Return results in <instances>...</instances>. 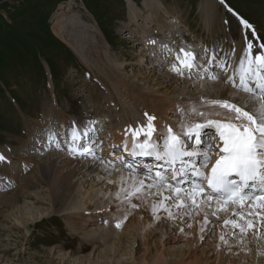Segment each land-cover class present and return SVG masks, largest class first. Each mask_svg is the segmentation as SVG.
<instances>
[{
	"label": "rangeland",
	"instance_id": "1",
	"mask_svg": "<svg viewBox=\"0 0 264 264\" xmlns=\"http://www.w3.org/2000/svg\"><path fill=\"white\" fill-rule=\"evenodd\" d=\"M137 1V4L133 3L132 7L131 4H128L129 8L127 4H124V8L121 9L118 7L119 0H0V23L4 28L7 27L1 34L8 39L5 40L6 43L0 42L2 44L0 49L10 60L18 58L17 51L12 48L18 49L21 40L25 42L26 51L33 54L35 48L33 46L47 37L45 36L46 29L53 32V26L58 16L60 17V25L66 28L75 26L79 28L76 33L73 32V35L69 32L65 33L66 39L77 50L79 57L73 53L69 44L63 41L65 43L63 44L73 53L75 64L68 68L65 74H57L58 84L56 87L50 83L46 93L44 89L41 90L40 94L35 90L34 94L24 96L22 99H20L22 93L17 95L20 106H27L24 114L18 109L20 107L18 102L12 104L14 108L7 107L0 95V124L3 126L0 128V151L3 153L8 147L10 151L15 152L13 155L14 162L10 166L11 172L14 170L13 173H16L20 163V160L16 159L23 157L20 150L25 148V144L31 133L35 131V127L39 131L43 127L42 121H45L43 114L46 111L56 110V105L62 108L66 115H78L79 117L81 110L86 114L89 112V117L103 113L106 116L108 114L111 116L112 112L114 116L119 115L115 118L117 124L127 120L125 125L129 124L135 128L137 125L134 124L135 121L133 120L143 122L141 114L139 115L140 109L146 110L147 106L152 107L153 100H155L154 106H156L161 98L169 96L170 91H172L170 97L175 104L179 103L184 106H187L189 101L181 103L182 97L203 95L214 98L224 96L227 93L224 90V93L220 94L216 90V87L223 86L222 83L205 81L192 87L191 85L194 83L192 81L183 82L173 79L171 76L166 78V73L163 70L157 66L151 68L154 64H159L156 63V59H154L155 62L148 61L150 58H146L143 53L142 46H140L141 40L131 37L133 35L143 37L145 34L148 36L153 33L154 36L157 35V39L165 41L166 32L171 30L179 35L183 33L189 36L195 35V38H199V40L205 36L208 47L218 45L225 48V42L223 39L217 38L216 30L221 28L223 37L227 35L235 41L240 35V28L234 23L235 21L225 11L224 7L220 4H214L211 6V10H204L201 5H205L210 0ZM228 1L244 11L245 16L256 22L264 33V0ZM240 1H243L242 5L239 4ZM69 3L71 10L67 12ZM129 15H131L132 21ZM210 15L213 18L209 17ZM173 18H176L174 24L172 23L175 21ZM225 18L226 21H224ZM213 22L216 24V28ZM163 26L165 27L163 28ZM155 28H163L160 31L162 35L157 34ZM81 30L84 36H82ZM88 30L92 33L86 37ZM75 36H79V38ZM80 36L82 37L80 38ZM217 39L219 40L216 41ZM181 43L183 41L180 37L175 39V45H182ZM141 58L144 59L143 63L138 62ZM55 67L58 71V65ZM2 70L0 69V71ZM149 71L152 72L149 73ZM4 80L5 83L9 84L10 91L16 90L13 84L14 78H5ZM163 80L167 83L161 86L156 85L162 83ZM206 83L208 87L205 90L202 86ZM37 90L39 89L37 88ZM152 97L153 99H149ZM145 101H148V104ZM116 107L117 110L114 113L113 110ZM130 109H134V111ZM149 109H147L148 112H150ZM153 112L155 111L153 110ZM52 113H56L60 117V121L66 120L61 110ZM169 115L170 113L167 115L168 122L175 120L176 117L172 115L173 117L170 119L171 115ZM74 120L79 122L78 119ZM70 121L67 119V125ZM113 123L111 121L109 124L112 125ZM107 126L108 122L95 128H106ZM49 130L52 131L47 126L46 131ZM109 133L111 134V131ZM110 137L112 139V135ZM101 140L104 139L101 138ZM109 143L107 144L109 145ZM46 154L39 156L40 159H43L41 162L39 158L34 159V161L30 159L35 164L32 170L27 173L22 170L20 179L16 178L17 183L12 187L13 189L5 195L4 193L0 195V264H92L96 259L99 262H104L106 260L104 258H107L109 262L111 261L109 264H155L154 261L159 254L162 256V262L159 264H174L186 258L191 250L193 251L192 256L196 260L193 264H264L261 261V259L264 260V239L256 241L254 235L253 238L247 236L242 243L239 241L236 244L232 243L233 246L230 249L224 246L221 241L219 244L216 241L217 237L215 236L222 234L221 228L207 231L205 234L208 235V238L200 242L195 247L196 250H193L196 244L194 238L188 240L178 237V242L168 241L166 243L167 238H172L171 236L178 232V227L188 223V218L185 216L184 219L181 216L175 219L162 218L163 211L159 212L160 220H156L149 229L152 234L151 237H147L148 246L154 247V249L156 247V249L145 256L146 258L143 256L142 248L144 232L139 231L140 229L138 230L134 225L127 228L124 236H121L126 228L124 225L117 232L111 227H108L111 230L108 229L107 232L100 231L99 226L85 228V234L99 231L102 232L101 237H107L99 238L100 242L95 243L94 247H88L87 251L78 253L82 244L88 246L86 243L87 236L71 225L69 217L74 215L76 217L77 213L79 215L84 213L82 203L92 201L89 200V197L100 196L104 198L102 203L116 197L119 190L118 185L114 180L111 183L109 182L111 180L107 181L110 176L107 170L106 175L100 178L99 172L93 171L92 168L80 169L77 170V176L71 180L75 187V191L71 192L73 195L63 205L60 202L54 203L55 200L50 193L52 176L48 174L46 168H43L49 158L45 156ZM54 154L56 153L51 155ZM26 160L27 158L24 157L23 161ZM67 161L63 159L59 166ZM35 167L42 168V170H37L41 173L42 181L40 180V182L35 181L31 175ZM66 169L68 167L63 168L61 166L59 168L56 165L54 170L64 174ZM4 172H8V168ZM111 174H118V172L113 171ZM38 177L40 178V176ZM122 195L123 193H121ZM147 199L154 203L157 197L149 196ZM96 200L88 203L89 209L93 206L98 208ZM9 201H11V205ZM134 202L139 203L138 201ZM110 207L112 208V205ZM141 208L143 207L140 206L132 209V211L138 212ZM92 211L93 209L90 210V212ZM152 214L150 212L146 215L147 222H151ZM108 216L112 217L111 214ZM211 218L215 221V225L221 221L218 220V222L216 218ZM102 229L106 228L102 227ZM118 236H121L123 243L121 244L123 245L122 254L113 253V250L116 251L118 246L114 245ZM70 250H74L76 253L71 254Z\"/></svg>",
	"mask_w": 264,
	"mask_h": 264
},
{
	"label": "snow or ice",
	"instance_id": "2",
	"mask_svg": "<svg viewBox=\"0 0 264 264\" xmlns=\"http://www.w3.org/2000/svg\"><path fill=\"white\" fill-rule=\"evenodd\" d=\"M241 23L255 35L248 21ZM148 43L156 46L158 42ZM201 48L197 51L185 45L176 49L162 44L152 56L161 59L158 68L182 79L216 82L223 77L224 88L229 89L224 96L200 95L188 98L187 106L178 103L174 122L178 129L173 124L158 127L157 117L145 112V123L125 129L124 154L116 155L114 149L110 154L113 159L107 161L101 155L103 142L98 143L95 136L98 122H73L68 151L102 170L110 167L128 173L121 178L127 187L122 186L116 194L118 210L139 208L140 203L134 201L144 202L154 196V214L163 211L168 219L185 216L188 220L202 214L201 233L215 228L210 217L222 219L219 239L230 249L232 243H242L249 230L256 228L249 219L253 215L260 217L253 235L264 239V43L248 42L238 60L235 42L227 51L218 45ZM173 54L174 62L166 67ZM202 87L206 90L207 83ZM58 136L51 130L47 134L48 142H55L57 148ZM145 158H151L152 163H144ZM6 161L0 153V162ZM253 208L257 211H250ZM127 215L126 211L123 219ZM200 239L203 241L204 236Z\"/></svg>",
	"mask_w": 264,
	"mask_h": 264
},
{
	"label": "bare ground",
	"instance_id": "3",
	"mask_svg": "<svg viewBox=\"0 0 264 264\" xmlns=\"http://www.w3.org/2000/svg\"><path fill=\"white\" fill-rule=\"evenodd\" d=\"M214 4H217V3L212 1V0H210V2L209 1L206 2V4L202 5V7L204 8V10L208 11V10L212 9L211 6H214ZM70 6H71V4L69 3V7H68V11L67 12H69L71 10ZM60 16H62V14H60ZM129 17H130V19L132 21L131 15H129ZM209 17L213 18L212 15H210ZM59 18H60L59 16L56 18L55 24L53 26L54 34L58 38L63 40L64 42L68 43L70 49L79 57V55L77 53V50L73 47V45L70 43V41L67 40L66 37H65V33L69 32V33H71L73 35L74 33H76V30H79V28L77 26H75V25H74L75 27H71V28L70 27L66 28L65 26L60 25V19ZM173 19H175V18H173ZM80 27H82V26L80 25ZM81 32H82V30H81ZM81 32L79 31V33H81ZM91 33H92V31L88 30V33L86 34V37L90 36ZM82 36H84L83 32H82ZM82 36H80V38ZM144 36L145 35H143V37ZM75 37L79 38V36H75ZM89 40H90V38H89ZM235 57L238 60L239 57H240V53L237 54L235 52ZM143 61H144V59L141 58L138 62L139 63H143ZM121 66H122V64H121ZM155 66H158V65L154 64L153 66H151V68H153ZM150 72H152V71H149V73ZM165 76H166V78L170 77V75L167 74V73L165 74ZM166 83H167V81L163 80L162 83H159V84L155 83V84L161 86V85L166 84ZM216 90L220 94L224 93L223 92L224 90L229 91V89H225L223 86L222 87L218 86V88L216 87ZM169 93H170L169 96L161 98L160 102L156 106H154V108H153L155 113H157V115H158L156 123H157L158 127H162L165 124H173L174 129H178L179 126L174 123L177 120V118H175V120H170L169 122L167 121V115L169 113L171 115H173L174 117H177V115H178V113L175 110L174 101L170 97V95H172L171 94L172 91H170ZM145 103L148 104L147 101H145ZM126 112H128V111H126ZM68 120L72 121L74 119L72 118V119H68ZM71 121L69 122V124L73 125V122H71ZM60 123H61L62 128L67 127V119L66 120H61ZM129 126L130 125L127 124V125H124V126H120V128L118 126L117 128H114L113 130H109V132L111 131V134L109 132L108 133L110 135H112V139L110 140L111 143L107 142V143H109V147H114L115 148V147H119V145H121V146L123 145V143H124V141L126 139V137H125V129L128 128ZM47 132H49V131H47ZM100 138L106 139L105 137H100ZM128 143H129V147H131L130 134H129V137H128ZM103 144H104V142H103ZM111 145H113V146H111ZM55 148L57 149L56 143L50 144L48 142V140L46 139L44 145L39 148V151H38L39 155L38 156H42L43 154H46L48 149L50 150V149H55ZM59 148H61V147H59ZM118 151H119L118 155L124 154L122 152V147L120 149H118ZM108 154H109L108 152L105 153V155H108ZM45 156H48L49 158H48V160H47V162H46V164L44 165L43 168H46L47 171H48V174L52 176L51 181H50V188H51V185H52V188L50 189L51 190L50 193H51V197L55 200V201H53L54 203L55 202H60L63 205L73 195L71 192H73V190L75 191V187L73 186L71 180L75 176H77V170H80V169L87 170L88 168L89 169L92 168L93 171H98L99 172L100 178H101V176L106 175L105 174L106 171H102V169H101V167L99 165H97V167H95L96 165L90 164L89 161L88 162H79V161H77L76 158H75L76 155L74 153L70 154L69 151H68V148H66L64 150V152L56 153L54 155H51V154L47 153ZM63 159L68 160L67 162H65V163H63L61 165V166H63V168L68 167V169L65 170L64 174L61 173V171L54 170L56 168V165H58L59 168L61 167L59 165L61 164V161ZM41 161H43L42 158L40 159V162ZM72 165H74V167H72ZM37 170H42V168L41 167H35L34 170L31 172V175L35 178L34 179L35 181L40 182V180L42 181L41 173H39ZM2 174H5L4 170H2ZM38 176H40V178ZM127 176H128L127 174L118 172V174H111L109 176V178L108 177H106V178H108L107 181L111 180V182H112L114 180L115 183H117V185H118V189L120 190V188L122 186L123 187H127V184L122 185V183H121V178L122 177L126 178ZM55 188H57V189H55ZM87 194L90 195V193H87ZM114 196H115V194H114ZM89 200H92V201H85V202L82 203V209H87L88 210V208H87V207H89V206H87L88 203L90 204V202H94L96 200V203L98 205L97 207L102 208V210L104 212L98 213L97 215L96 214H94V215L85 214V215L81 216L82 218H80V215H78L76 217H75V215L73 217H69V221L71 222V225L74 226V228L76 227L78 230H81L82 234L87 236V237L86 236L85 237H86V240H87L86 243L88 244V246L86 244H82L81 247L78 250V253H82L84 251H87L89 246L94 247L96 245L95 243H99L100 242L99 238L107 237V236L101 237L102 232H107L108 229L111 230L110 228L102 229V227H99L98 229L100 231H102V232L94 231V232H88V233L85 234L84 233V229L88 227L87 226L88 222H91V224L89 226H92L94 224L97 225V224H100V223H95V222H98V221L101 222V220H104L107 217L109 218V216H108L109 214H111L112 217L114 219H116L119 215H125L126 211L128 212L127 221L125 223V227L126 228L123 230L121 236H124L126 234L127 228L129 226L134 225L135 228H137L138 230L140 229L139 231H141V232L143 231L144 232V238L142 240L143 256L145 257V256L151 254L152 251H155L156 247L154 249V247L152 248V247L148 246L147 237L148 236L151 237L152 231H149V229H150L151 225L156 220H158L160 218V215H159L160 213L154 214L152 212V204L153 203L151 202L150 199H147L145 202H139L138 201L140 203V205L143 207L138 212H133L132 209H127V208H121L120 210H118L116 205L120 201L117 200L116 197L112 198L111 200L107 201L106 203H102V200H104V198H102L100 196H96V195H94L92 197H89ZM9 202H10V205H11V201H9ZM110 205H112V208L110 207ZM150 212L153 213L152 214V220H151V222H149V221L147 222L146 221V215L148 213H150ZM71 215H73V214H71ZM221 216L223 217V214H221ZM202 219H203V216L201 214L200 216H196V218L194 220H188V221L186 220L188 223H191V225H192L191 228H188L186 225H184V226L181 225L180 227H178L179 228L178 232H175V230H174L175 233L173 232L174 234L171 236L172 238H170V239L167 238L165 240L166 243L168 241L178 242V237H182L183 239L185 238V239H188V240L194 238L196 240V244L194 245L193 250H196L195 247H197L198 244H200V242H202V240L200 239L201 235L204 236V240H206L208 238V235L205 234V233H207V231H205L204 233L200 232V227L202 226ZM84 220H87V223H85ZM198 221H200L201 223H198ZM221 225H222V219H221L219 224L217 223L215 228H217L219 230L221 228ZM141 228H144V229L142 230ZM181 228H183L184 231H180ZM224 230H226V232L228 231L227 229H224ZM121 236L120 237L118 236L116 238L115 242H114V245H118V246L116 247V251L113 250L114 251L113 253H116V252H119V254L123 253L122 252L123 245H121L123 243L121 242ZM215 237H217L216 241L219 244V242H220L219 237L220 236L217 235ZM245 238H246V236L244 237V239ZM161 240H162V238H161ZM218 244H217V248H218ZM99 251H104V250H99ZM70 252H71V254H75L76 253L74 250H70ZM192 252L193 251L191 250V252L188 254V256L186 258H183L182 260H179L178 262H175L174 264H193V263H195L196 260L193 258ZM85 258H87V257H85ZM98 258H100V257L98 256ZM104 259H106L104 262H102V261L99 262L98 259H96V260L93 261L92 264H109V263H111V261L109 262V260L107 258H104ZM161 259H162V256L159 254L158 257L154 261L155 264H159L160 262H162ZM100 260H101V258H100ZM261 261L264 262V260H262V259H261ZM89 264H91V263H89Z\"/></svg>",
	"mask_w": 264,
	"mask_h": 264
},
{
	"label": "trees",
	"instance_id": "4",
	"mask_svg": "<svg viewBox=\"0 0 264 264\" xmlns=\"http://www.w3.org/2000/svg\"><path fill=\"white\" fill-rule=\"evenodd\" d=\"M1 33H3V32L0 31V42L5 43L4 40H8V39H7V37L5 38V35H3ZM0 45H2V44H0ZM4 45H6V44H4ZM19 46L20 47L18 49H15V48H12V49L17 51L16 55L18 57H22L25 60H28V57H34L35 55H38V54L43 55L44 53H46V51L50 47L54 46V42L49 36L45 37L44 39L41 40V42L39 44H37L36 46H33V47H35L33 54H29V52L26 51L27 47H26L25 42L23 40H21V42L19 43ZM10 61H11L10 58L8 56H5L4 51L0 49V67L2 65L7 64L8 62L10 63ZM23 63H25V62H23Z\"/></svg>",
	"mask_w": 264,
	"mask_h": 264
}]
</instances>
